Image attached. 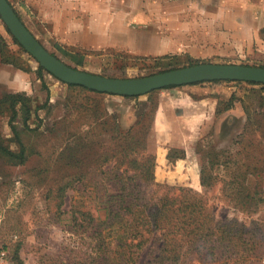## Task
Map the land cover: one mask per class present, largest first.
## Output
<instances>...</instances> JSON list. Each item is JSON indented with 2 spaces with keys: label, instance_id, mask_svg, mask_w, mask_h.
I'll return each mask as SVG.
<instances>
[{
  "label": "rangeland",
  "instance_id": "rangeland-1",
  "mask_svg": "<svg viewBox=\"0 0 264 264\" xmlns=\"http://www.w3.org/2000/svg\"><path fill=\"white\" fill-rule=\"evenodd\" d=\"M8 1L50 52L90 73L137 78L201 63L264 67V0ZM0 34V141L6 147L19 150L6 96L25 95L33 110L32 130L21 133L33 151L26 163L0 152V249L9 264H80L91 253L92 233L74 229L70 210L77 205L104 216V206L92 185L75 179L97 157L91 148L85 156L76 138L107 144L131 128L148 132L156 155L155 179L140 182L148 194L160 197L161 185L181 187L203 195L216 221L264 226V84L214 80L140 96L96 93L40 70L1 16ZM18 110L24 130L25 111ZM70 143L75 149L66 152ZM171 150L186 156L176 159L181 153ZM67 181L59 207L58 188ZM151 247L137 264H158ZM244 248L250 249L241 247V256L207 263L264 264L263 242ZM186 262L199 264L194 256Z\"/></svg>",
  "mask_w": 264,
  "mask_h": 264
},
{
  "label": "trees",
  "instance_id": "trees-1",
  "mask_svg": "<svg viewBox=\"0 0 264 264\" xmlns=\"http://www.w3.org/2000/svg\"><path fill=\"white\" fill-rule=\"evenodd\" d=\"M4 42L0 34V53H3L1 47ZM39 69L45 70L41 65ZM68 85L101 93L78 84ZM170 87L174 86L166 88ZM4 102L9 104V125L19 150H11L0 141V152L10 162L24 164L33 154L21 137L22 132L32 130L29 124L33 112L30 99L22 94H9ZM19 105L25 111L24 130H20L16 123ZM40 108L37 106L35 111ZM147 135L148 132H143V128H131L113 134L107 144L95 141L92 146L87 142L82 143L83 138H76L78 148L84 144L82 151L85 156L88 153L86 149L91 148L97 157L95 166L77 171L75 179L85 187L92 185L97 203L104 206V216L99 213L95 216L90 208L71 207L74 229L83 234L91 232L94 241L91 253H86L80 264H89L90 260L94 264H137L140 253L147 245H152L154 263L188 264L186 259L194 256L199 264H208L210 257L212 261H218L228 253L231 257L238 256L244 251L241 247L254 250L256 244L264 243V226H238L233 222L216 221L203 195L191 194L181 187L168 185H161L165 190L158 198L148 194L140 182L155 179L156 155L149 150ZM69 149L75 147H71L70 143L65 151ZM181 154H177L176 159L185 158L184 151ZM65 164L66 167L73 166L69 160ZM106 165L109 167L106 168ZM202 182H205L204 172ZM71 183L67 181L59 186V207L65 203L66 191Z\"/></svg>",
  "mask_w": 264,
  "mask_h": 264
},
{
  "label": "water",
  "instance_id": "water-1",
  "mask_svg": "<svg viewBox=\"0 0 264 264\" xmlns=\"http://www.w3.org/2000/svg\"><path fill=\"white\" fill-rule=\"evenodd\" d=\"M0 16L12 35L44 69L68 84L102 93L140 96L169 86L232 80L264 84V67L201 63L137 78H114L77 69L50 52L26 26L8 0H0Z\"/></svg>",
  "mask_w": 264,
  "mask_h": 264
},
{
  "label": "built area",
  "instance_id": "built-area-1",
  "mask_svg": "<svg viewBox=\"0 0 264 264\" xmlns=\"http://www.w3.org/2000/svg\"><path fill=\"white\" fill-rule=\"evenodd\" d=\"M0 264H9L8 253L3 249H0Z\"/></svg>",
  "mask_w": 264,
  "mask_h": 264
}]
</instances>
